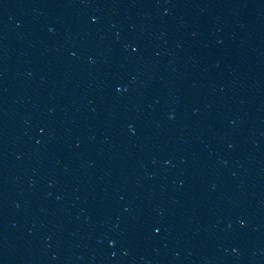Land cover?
Listing matches in <instances>:
<instances>
[{"label":"water","instance_id":"95a60500","mask_svg":"<svg viewBox=\"0 0 264 264\" xmlns=\"http://www.w3.org/2000/svg\"><path fill=\"white\" fill-rule=\"evenodd\" d=\"M0 264H264V0H0Z\"/></svg>","mask_w":264,"mask_h":264}]
</instances>
